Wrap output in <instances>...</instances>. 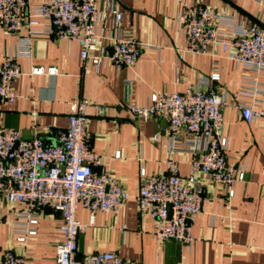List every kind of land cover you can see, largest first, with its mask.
Here are the masks:
<instances>
[{
  "label": "crops",
  "instance_id": "0c3cea01",
  "mask_svg": "<svg viewBox=\"0 0 264 264\" xmlns=\"http://www.w3.org/2000/svg\"><path fill=\"white\" fill-rule=\"evenodd\" d=\"M44 1L29 0V4ZM107 2L98 0L99 8ZM194 5L234 16L245 26H264V0H118L123 13L121 36L143 47L137 63L122 70L109 60L99 68L83 60L77 42L31 34L43 31L45 25L25 28L19 35H8L0 26V63L20 49L21 39L31 44L30 57L18 59L23 73L13 84L15 102L0 101V128L17 130L26 139L37 132L46 143L56 144L59 133L68 127L71 104L88 103L91 147L102 160L96 171L112 173L129 195L118 213L97 212L93 223L90 211L79 205L77 219L87 226L79 237L80 257L109 252L137 264H264V120L244 119L242 106L251 99L240 94L243 77L257 76L230 60L218 46H211L206 54L185 53L180 58L179 51L185 48L181 19L186 8ZM113 30L114 18L109 16L101 26L100 45L105 50L111 49ZM33 67L56 68L58 73L32 75ZM216 69L221 80L212 88L229 102L223 112L228 161L245 171V179L235 184V195L229 198L223 185L199 174L198 185L209 200L193 225L196 241L159 244L151 234L152 223H143L139 212L141 170L148 177L165 175L169 161L175 160L185 178L190 175L192 157L182 146L171 150L165 120L145 121L129 107L147 106L155 93L210 89L201 81ZM259 81L264 83V77ZM95 105L107 111L99 114ZM21 209L0 196V253L14 249L26 264H58L56 246L63 240L60 213L45 209L38 235L22 246L12 234L14 213Z\"/></svg>",
  "mask_w": 264,
  "mask_h": 264
},
{
  "label": "built area",
  "instance_id": "2783aa9c",
  "mask_svg": "<svg viewBox=\"0 0 264 264\" xmlns=\"http://www.w3.org/2000/svg\"><path fill=\"white\" fill-rule=\"evenodd\" d=\"M109 16L114 18V30L109 38L111 49L105 50L100 45L101 26ZM122 20L118 0H108L104 8H99L98 0H46L33 6L29 0H0V26L6 34L19 35L25 28L45 25L43 31L32 30L31 34L77 42L82 59L96 68L109 60L122 70L139 60L143 47L136 40L121 36ZM181 26L185 48L179 51L180 58L185 53L206 54L211 46H218L230 60L256 74L257 77H243L240 94L251 101L242 106V114L248 122L264 120V83L259 81V77H264V29L245 26L234 16L201 5L186 8ZM30 45L28 39H21L20 49L0 63V101L15 102L13 84L23 73L18 59L30 57ZM46 72L51 76L58 73L56 68L31 70L32 75ZM220 80L216 69L201 81L210 89L198 88L184 94L155 93L147 106L129 107L145 121L165 120L169 124L171 150L182 146L192 157L191 172L185 178L175 160L169 161L165 175L148 177L146 170H141L139 212L143 223H152L151 234L159 244L175 240L191 245L196 241L193 225L209 200L198 185L199 174L223 185L229 198L235 195V184L245 179V171L228 161L229 140L223 135V112L229 102L212 88ZM88 107L84 101L71 104L68 127L59 133L56 144L46 143L37 132L26 139L17 130L0 128V196L13 207L23 206L14 213V241L25 246L36 237L42 214L50 208L61 215L63 240L56 246L58 264H137L109 252L79 256V237L87 231V226L77 219L79 205L90 211L93 223L97 212L116 214L129 199L116 176L96 171L102 160L91 147ZM94 107L99 114L107 111L102 106ZM0 264H26V259L8 249L0 253Z\"/></svg>",
  "mask_w": 264,
  "mask_h": 264
},
{
  "label": "water",
  "instance_id": "95a60500",
  "mask_svg": "<svg viewBox=\"0 0 264 264\" xmlns=\"http://www.w3.org/2000/svg\"><path fill=\"white\" fill-rule=\"evenodd\" d=\"M259 24V26L261 27V28H263L264 29V26H262L260 23H258Z\"/></svg>",
  "mask_w": 264,
  "mask_h": 264
}]
</instances>
